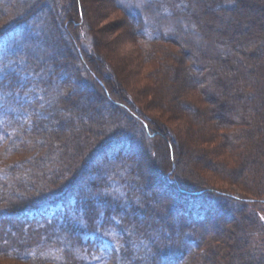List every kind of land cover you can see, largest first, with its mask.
<instances>
[{"label": "rangeland", "instance_id": "obj_1", "mask_svg": "<svg viewBox=\"0 0 264 264\" xmlns=\"http://www.w3.org/2000/svg\"><path fill=\"white\" fill-rule=\"evenodd\" d=\"M203 1L206 9L209 10V16L206 13L208 16L206 18H209L210 29L203 27L200 22L189 19L190 13L187 12L190 9L181 0L177 8L181 14L180 18H172L168 13L166 16L165 8L161 13L153 11L155 19H158L160 14H165V26L159 30L173 37L166 42L153 41L158 43L153 52H150L152 41L148 42L142 38L137 20L121 8L120 4L125 5L127 11L134 12L135 9H132L130 4H125L126 0L0 1V29L9 23L23 21L21 15L25 13L33 14L30 22L32 25L35 23L37 29L31 27L26 34L29 37L32 34L38 35L40 42L31 44L30 57L43 63L50 54V48L47 46L52 42L54 45H59L61 40L64 41L61 45L64 47L61 53L55 54L54 50L56 59L65 65L62 68V77H58L55 87L64 85L63 81L68 80L70 76L68 90L71 91L70 99L76 100L81 107L88 109L85 114L87 117L75 119L72 114V125L61 126L62 123L60 125L48 120L41 126V131L46 133V137L41 135L36 142H31L29 145L27 143L28 146L22 153L4 157L0 155V173H5L8 170L6 167L11 163H14L16 170L23 171L31 169L34 171L33 163H37V170L44 171L42 180L39 179L36 184L32 181L26 191H20L17 196L20 200H17V203H25L31 196L46 199L52 196L58 187H64L63 183L66 184L69 178L74 176L77 169L74 171L64 167V159L59 153L63 139L69 140L72 136L80 138L76 145L81 146L83 150L90 143L85 154L83 150L79 154L89 155L88 159L91 160L92 150L95 147L93 142H101L104 138H109V141L115 138L124 141L133 138L135 142L139 144L141 141L142 144L140 143L139 146L133 144L132 151L130 148H125L121 152L119 147L113 145L109 148L107 156L112 154L111 161L114 163H119L116 159L120 158L126 165L132 164L130 168L133 170L135 166H142L143 171L148 174L152 166L154 173L148 175L147 182L155 186V192L142 189L140 186L139 190L164 217H168L173 222H177L182 217L185 225L196 232L202 231L205 225L199 222L203 220H197L201 217V211L192 212L191 217L189 210L186 209L191 205L199 209L208 208L210 206L208 202L213 200L212 197L208 195L207 197L210 198L208 199L201 195L181 192L184 191V185L197 182L201 183L200 188L211 189L215 194L229 198L228 206L234 212L237 213L238 208L245 207L246 213L249 214L248 222L242 223L239 218L241 211H239L236 219L239 228L234 227L236 224L234 220L224 226L220 234L208 231L202 243H199L198 237H194L190 232L187 240H182L185 243H179L180 246L177 248L179 250L181 245L185 246L182 259L172 263L214 264L211 258L215 257L218 260L217 264H224V260L231 257L229 252L234 238L241 236L240 231L244 227L250 228L248 231L252 229L244 233L248 243L244 251L246 252L248 247L252 258L253 255L256 257V253L264 256V219H261L264 216V152L261 151L253 157L256 153L257 141L263 142L260 149H264V55L257 52L261 47H258L259 43L255 41L254 34L257 27H264V22L258 18V14L254 16L246 12L241 16L234 9L219 8L223 0ZM246 1L252 5L260 4L264 9V0ZM142 4L143 0H139L136 5L137 10H142ZM51 18L56 22L57 32L54 38H43L41 33H44L48 27L50 29ZM237 20L240 21V29L246 34V41L250 45L239 43L236 46L237 43L231 38L229 26L231 23H237ZM246 51L250 54L254 52L248 56L245 54ZM92 61L97 67L96 74L87 66V64L91 65ZM15 63L8 54L1 53L0 66L5 70ZM168 65L176 70L173 68L170 70ZM189 75L203 77L206 87L203 89L201 84V91H205L204 93L200 89L190 88L185 79ZM77 76L80 77L79 86L74 84L75 80L79 79ZM43 78L47 80L48 76L45 75ZM207 81H218L221 88L214 90L209 82L206 83ZM87 92L91 93L90 96L95 103H85ZM189 100L196 104L197 112L185 108L187 103L189 107L192 106ZM177 104L181 107V111L185 110L184 113L174 111ZM182 105H185L184 108ZM258 106L255 111L254 108ZM130 107L133 110L139 108L146 113L144 118L148 122L149 129L133 114ZM242 107L245 110L241 109ZM242 113H246V116L239 118L237 115ZM82 122L90 126V133L81 125ZM96 131L102 133L100 138L93 135ZM238 131L240 134H237ZM49 132L54 136L53 162L49 160L43 164L37 161V158L46 153L48 147L46 138ZM199 140L201 143L198 142ZM156 143L160 146L154 150L153 144ZM169 143L173 145L174 154ZM73 152H69L68 157L72 158L76 154L75 151ZM97 162L100 163L99 160ZM20 165H24V168L19 167ZM89 165L92 168L95 162ZM86 166L85 169L83 168L84 171L89 168ZM77 168L79 169L80 165ZM172 173H175L176 178L173 181L175 187H172L170 192L168 186ZM232 173L235 177H231ZM124 174L125 172L122 171V175ZM87 176L88 179L92 177L90 173ZM140 178V174L135 171L133 179L135 183L140 182ZM165 190L169 194H165ZM92 199L93 205L94 203L102 205L103 198L97 201L94 195ZM154 199L156 202H152ZM2 203L3 206L0 207L5 208V201L0 202ZM140 203V200L136 201L135 205ZM129 208V205H125V211ZM168 213H172V216L169 217ZM163 216L162 222H164ZM139 218L141 221L146 220L141 214ZM157 220L155 218V221ZM118 222L121 228L123 225L120 218ZM229 230L234 233L228 235ZM111 234H109L111 240L119 241L116 230ZM160 239L161 237L156 238L158 242ZM196 240L199 248H196L198 246L196 242L194 243ZM60 241L65 247L68 246L66 241ZM131 247L129 243L126 249ZM166 248L168 249V246ZM68 249L79 261L90 262L93 257H97L99 260L97 264H104L105 259L108 258L102 251L94 256L92 247L87 252L83 250L85 253L77 249L73 250L71 247ZM177 250H174V256L179 257L182 253ZM232 252L234 253V250ZM50 253L56 256L54 250H50ZM134 253L137 255L139 250L134 248ZM56 257L60 261L64 259L62 255ZM133 260L136 261V257ZM118 261L121 260L118 258ZM74 263L81 264L76 261ZM138 263L141 264L140 260ZM0 264L33 263L0 259Z\"/></svg>", "mask_w": 264, "mask_h": 264}, {"label": "trees", "instance_id": "obj_2", "mask_svg": "<svg viewBox=\"0 0 264 264\" xmlns=\"http://www.w3.org/2000/svg\"><path fill=\"white\" fill-rule=\"evenodd\" d=\"M179 1L143 0L142 10H137L136 5L139 0H126L125 4H130L129 6L135 9L134 12L127 11L125 5L120 4V6L137 20L140 35L145 41H152L149 44L150 52H153L157 48L158 43L156 42H166L168 39L173 38L165 35L159 29L165 26L164 19L166 16L169 15L175 19L181 17L177 9L179 8ZM223 1L219 8L234 9L241 16L246 14V12L252 13L254 16L258 14V18H261L262 22H264V9L260 4H253V6L246 0ZM181 2H184L186 7L190 9L187 12L190 13L189 19L191 18L196 22H200L203 27L209 28V18H206L209 16V10L206 9L203 0H181ZM164 8L166 10V16L165 14H160L158 19L153 18L154 10L161 13ZM192 10L193 13H191ZM206 13L208 16H206ZM32 16V13H25L21 15L23 21L9 23L0 29V55L1 53H6L16 62L14 66L7 68L4 73H0V155L2 157L10 156L14 153H22L26 150L25 148H27L29 143L36 142L38 140L37 138H40L41 135L42 137H46V133L41 131V126L48 120L60 125L62 123L61 126H64L65 124L72 125L73 115L75 119L87 117L85 114L88 112V109L81 107L76 100L72 101L70 99L71 91H68L70 88V76L68 80L63 81L64 85L55 87V82L58 77H62V68L65 65L56 59L54 50L55 54L62 51L64 47L61 45L64 41L61 40L59 45H54V42H52L47 46L50 48V54L47 56L46 61L43 62L44 64L29 56L32 53L31 44L40 42L38 35L32 34L29 37L26 34L27 30L30 31L31 27L34 30L37 29L36 24L34 23L32 25L30 22ZM239 22L237 20V23L230 24L229 30L232 36L231 38L237 43L236 46L239 43L247 45L246 34L241 31ZM50 24V29L48 27L44 33H41L43 38H54L57 32L56 22L52 19ZM262 27H255V33H253L256 35L255 41L259 43L258 47H261V49H258L260 51L257 52L264 55V27ZM153 41L156 42L154 43ZM253 52L250 54L246 51L245 54L250 56ZM87 66L92 73L96 74L95 70H97V67L93 61L91 65L87 64ZM168 66L170 70L172 68L176 70L173 66ZM45 75L48 76L47 80L43 78ZM191 76L185 77L190 88L200 89L201 91L203 85V89H205L206 84L203 82V77ZM78 78L74 83L76 86H79L80 77ZM208 82L214 90L221 88L219 87L218 81H207L206 83ZM201 92L204 93L205 91L202 90ZM174 93L176 95L178 94V92ZM189 102L192 103V106L190 105L189 107L187 103L185 104L186 106L182 105L183 108L185 106L188 110L197 112L196 104L194 105V102L190 100ZM85 103H95L90 94L86 95ZM180 108L177 104L174 111L180 112ZM257 108L259 106L254 108V110L257 111ZM129 109L133 111V114L146 127L149 126L144 118L146 115L145 112H142L139 108L133 110L130 107ZM241 109L245 110L243 107ZM95 110L99 111L97 109ZM184 112L185 110L181 111V113ZM237 116L240 118V116H246V113ZM81 125L86 127L90 133V126H86V123L83 122ZM237 134H240V132L238 131ZM93 135L100 138L102 133L100 134V132L96 131L93 132ZM233 137L238 136L233 135ZM53 139L54 136L52 133H47L46 140L48 147L46 153L37 158V161L40 163L44 164L45 161L53 160ZM79 139L74 136L69 140L63 139V145L59 153L64 159V167L74 171L77 169V171L73 177L69 178V182L66 184L63 183L64 185L61 184L64 187H58L54 194L46 199H42L43 197L41 196V198L31 196L29 197V201L21 204L17 203V200H20L17 197L20 191L27 189L30 182L33 181V184H36L44 177V171L37 170V163H33L37 171L35 169L34 171L33 169L28 171L16 170L14 163H11L6 167L8 170L5 173H0V176H2L0 177V202L5 201V208L0 207V259H16L33 264H76L74 263L75 261L81 264H97L99 262L98 258L90 262L79 261L75 256L71 255V251L68 249L71 247L73 250L77 249L79 252L85 253L92 247L94 256L100 251L107 255L108 258L105 259L104 264H139V260L141 264H174L172 262L182 259L185 246L181 245L179 250L177 248L180 246L179 243H185L182 240H187L190 232H192L194 237H198L199 243H202L208 231L220 234L224 230V226L230 222H234V220L236 221L239 211H241L239 213L240 221L242 223L248 222L249 214L246 213L245 207L238 208L237 213L232 210L234 213L232 217L229 211L227 219L224 218L221 223L217 224L216 221L211 220L214 212L213 208L206 214L204 209H199V207L194 205L189 206L186 211L189 210L191 217L192 212L201 211V217L197 220H203L199 222L205 225L202 231L196 232L188 227V225H185L184 220L173 222L168 217H164L162 212L156 210L148 198L144 197L146 195H143V192L139 190L140 187L142 189L152 190V185L148 184L147 179L150 173H154L153 168H150L148 174L143 171L142 166H135L133 170L130 168L132 164L130 166L126 165L120 158L116 159L119 163H114L111 161L112 154L107 156L109 148L113 145L117 148L119 147L120 152L125 148H130V151H132L134 148L133 144L139 146L142 144L141 141V144H138L133 138H128L126 139L127 141L118 138L109 141V138H104L101 142H93L92 144L95 145L91 154L93 158L89 160V155L85 156L79 153L84 151L85 154V151L88 150L87 148L91 144H87L85 150H83L81 146L76 145ZM198 142L201 143V140ZM27 143L28 145H26ZM262 143L257 141V149H255L256 153L253 154V157L261 151L264 152L263 148L260 149L263 145ZM169 145H171V150L174 154L173 145L170 143ZM158 146H160L158 143L153 144V149L155 150ZM153 149L152 151L154 153L155 151ZM68 150L69 152L72 151V153L75 151L76 154L70 158L68 157ZM62 158L60 159L62 160ZM67 159L69 160L67 161ZM97 160H99V164ZM92 162H95V166L90 169L86 168L84 171V167L86 165L88 167V164ZM78 165H80L79 169L77 168ZM22 168H24V165ZM122 171L125 172L124 175H122ZM135 171L141 176L140 182H138L140 184L135 183V180H133ZM58 173L59 171L56 172V174ZM89 173L92 177L88 179L87 174ZM231 177H235L233 173ZM200 185L201 183L199 182L196 184L188 183L184 185V191H180L188 195L206 193L205 190L208 189L200 188ZM83 188H86V190ZM94 195H96L97 201H101L103 198L102 205L99 203L98 205H95V203L94 205L92 204ZM237 199L242 200L240 198ZM139 200L141 202L140 205H135V202ZM155 200L152 202H156ZM0 205L3 206V203ZM125 205L130 206L128 211H125ZM240 205L242 206V204ZM140 214L146 217V220L144 219L145 221L140 220ZM162 216L164 217V222H162ZM118 218H120L123 225L121 228L119 227ZM155 218L158 220L155 221ZM208 219L210 220L206 222ZM237 223L238 221H236L234 227L239 228ZM182 228L184 231H182ZM249 229H245L244 227L240 231L241 236L234 238V243L230 246L231 250L229 248L231 257L226 258L224 264H264L263 255L260 256L256 253V257L253 255L252 258L251 251H249L248 247L247 251H244L246 244H248L244 233L252 231V229L248 231ZM114 230L119 234V241L109 238V234ZM230 233L232 234L234 232L229 230L228 235ZM158 237H161L160 242L156 240ZM60 240L66 241L68 248ZM129 243H131L132 247L127 250L126 247ZM194 243L198 246L196 248H199L198 240L194 241ZM146 245L147 248H145ZM167 246L168 249L166 248ZM134 248L139 250L137 255L134 253ZM145 249L146 251H144ZM50 250H54L56 256L62 255V258L66 261L64 259H62L64 263L60 261L59 258L50 253ZM174 250H177L179 253L181 252L182 255L179 257L174 256ZM233 250L237 254L235 253L234 255ZM216 256H218V253H216ZM135 257L136 261L133 260ZM118 258L121 260L120 262ZM212 261L214 264L218 263L215 257L211 258Z\"/></svg>", "mask_w": 264, "mask_h": 264}, {"label": "bare ground", "instance_id": "obj_3", "mask_svg": "<svg viewBox=\"0 0 264 264\" xmlns=\"http://www.w3.org/2000/svg\"><path fill=\"white\" fill-rule=\"evenodd\" d=\"M88 88V87H87ZM90 90H91V87H90ZM85 91V90H84ZM87 94H91L90 92H87ZM89 169H90V165L88 166ZM152 167V166H151ZM83 172V171H82ZM176 178V175L175 173H172L169 177V180H171L170 184H169V188H170V192H172V189L175 187V182H173ZM173 187V188H172ZM155 186L153 187L152 185V190L155 192L154 190ZM206 193H201V194H197V195H201V196H204L205 198H208L207 196L209 195L210 197H212L213 200H211L210 202H208V208H204V210L206 211V214L207 212L210 211V209H214V212H213V216L211 218L212 221H216V223H221L224 218L227 219V216L229 214V211L231 213V217L234 215V213L232 212V210L229 208V198L225 197V196H222V195H218V194H215V192H213L212 190L208 189V190H205ZM165 194H169L168 191H164ZM160 196V195H159ZM160 197H163V196H160ZM204 198V199H205ZM210 199V198H208ZM213 203V205H212ZM172 210L174 211H178L177 209L175 208H172ZM169 217L172 216V213H168ZM183 218L180 217V220H182ZM210 219H208L206 222H208ZM202 225V223H201Z\"/></svg>", "mask_w": 264, "mask_h": 264}, {"label": "snow or ice", "instance_id": "obj_4", "mask_svg": "<svg viewBox=\"0 0 264 264\" xmlns=\"http://www.w3.org/2000/svg\"><path fill=\"white\" fill-rule=\"evenodd\" d=\"M4 71H5V69L2 66H0V73H4ZM12 71H14V70H12ZM261 219H264V216H262ZM93 258L96 259L97 257H93Z\"/></svg>", "mask_w": 264, "mask_h": 264}]
</instances>
